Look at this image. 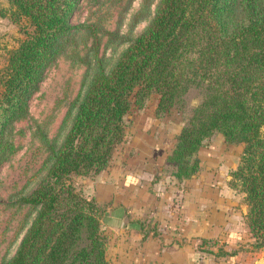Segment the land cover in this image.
<instances>
[{"label": "trees", "instance_id": "obj_1", "mask_svg": "<svg viewBox=\"0 0 264 264\" xmlns=\"http://www.w3.org/2000/svg\"><path fill=\"white\" fill-rule=\"evenodd\" d=\"M6 2L0 17H22L29 30L0 68V157L46 68L85 28L70 22L80 0ZM95 65L68 130L49 148L44 176L15 200L35 214L4 264H110L101 227L106 206L82 195L72 176L108 165L131 103L141 107L152 93L155 116L171 108L185 113L164 157L174 179L199 170L197 151L212 134L242 145L227 184L244 194L254 248H264V0H158L149 24L114 64L106 71L100 59ZM190 90L198 100L187 109ZM219 248L216 256L227 254Z\"/></svg>", "mask_w": 264, "mask_h": 264}, {"label": "rangeland", "instance_id": "obj_2", "mask_svg": "<svg viewBox=\"0 0 264 264\" xmlns=\"http://www.w3.org/2000/svg\"><path fill=\"white\" fill-rule=\"evenodd\" d=\"M157 2L80 0L72 12L71 24H83L85 28L76 33L72 45H68L46 68L36 92L28 101L26 114L10 127L6 136L7 148L0 157V264H4L14 254L35 214L34 209L17 204L15 200L30 192L44 176L49 163V148L57 147L68 130L77 103L96 68V59L101 60L105 71L108 70L118 55L149 24ZM0 6L8 9L6 0H0ZM27 30L29 27L22 17L12 19L9 14L0 17V68L5 64L8 51L17 45ZM197 100V92L190 90L185 97L187 109L195 105ZM156 101L157 95L152 93L141 107L131 103L123 118V141L115 147L108 165L102 169L109 172L110 167L115 173L108 175V179L101 175L102 179L105 177L102 181H110L114 186L119 173L122 174L123 170L137 173V168L141 169L140 161L150 156L153 150L165 155L170 150L185 113L171 108L157 117L154 114ZM241 150V144L225 143L220 134L214 133L199 147V170L189 179H174L170 174L173 166L165 160L160 169H155L152 174L158 173L160 181L169 183L202 182L227 186L237 199V208L242 206L240 211L243 210L242 217L246 223L244 194L227 184L229 171L235 168ZM144 163L147 161L142 162V165ZM149 163L147 168L151 165ZM100 171L98 173H104ZM98 173L72 176L77 190L95 201L97 190L95 188L93 193V181ZM147 176L150 178V175ZM247 229L248 241L244 244L256 252L251 264L256 263L254 261L258 258L259 250L263 251L259 264H264V248H254L256 240L248 226ZM203 242L207 251L211 247L214 252L221 248L217 241Z\"/></svg>", "mask_w": 264, "mask_h": 264}, {"label": "crops", "instance_id": "obj_3", "mask_svg": "<svg viewBox=\"0 0 264 264\" xmlns=\"http://www.w3.org/2000/svg\"><path fill=\"white\" fill-rule=\"evenodd\" d=\"M161 153L153 150L135 174L123 170L114 186L101 178L115 173L110 167L95 175L100 179L93 181L94 198L106 206L101 217L105 259L110 264H251L256 252L244 244L248 229L242 206L237 208L227 186L160 181L152 173L164 164ZM203 241L219 242L227 254L216 256L212 247L205 252ZM262 253L255 264L262 261Z\"/></svg>", "mask_w": 264, "mask_h": 264}]
</instances>
